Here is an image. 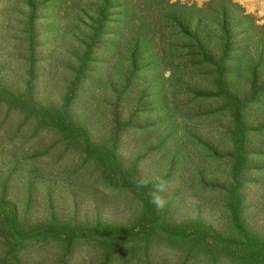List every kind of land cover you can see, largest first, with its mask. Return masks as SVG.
I'll return each instance as SVG.
<instances>
[{
    "label": "rangeland",
    "instance_id": "obj_1",
    "mask_svg": "<svg viewBox=\"0 0 264 264\" xmlns=\"http://www.w3.org/2000/svg\"><path fill=\"white\" fill-rule=\"evenodd\" d=\"M211 1L0 0V264H264V45L197 54Z\"/></svg>",
    "mask_w": 264,
    "mask_h": 264
},
{
    "label": "trees",
    "instance_id": "obj_2",
    "mask_svg": "<svg viewBox=\"0 0 264 264\" xmlns=\"http://www.w3.org/2000/svg\"><path fill=\"white\" fill-rule=\"evenodd\" d=\"M175 6L176 5H171L169 3L164 5V7L162 5L166 12H169V10L173 9ZM235 6V4L226 0H214L202 7L196 4L192 6H182L181 20L183 21V25L185 26L187 17H190L192 18V25L196 26L193 31L192 41L195 45V50L199 51L197 54L201 56L206 55L207 42L208 49L212 47L216 50L215 54H210L214 60L218 57V54L221 56L220 60H231V51L236 50H238L236 56L240 58V54H242L240 50L250 43L264 45V26L255 25V23L252 25L249 24L245 13L240 16V22H237L238 16L235 13V9H233ZM217 10L220 14L216 13ZM157 11L159 10L157 9ZM213 18L221 19L222 24L220 27L216 26L215 23H217V20L214 21ZM186 32L190 33L191 31L186 28ZM253 34H258V37H253ZM222 49L224 52L220 54V50ZM259 60L263 59L259 57ZM259 84L260 81L258 79L254 80L252 83V85H255L257 88Z\"/></svg>",
    "mask_w": 264,
    "mask_h": 264
},
{
    "label": "clouds",
    "instance_id": "obj_3",
    "mask_svg": "<svg viewBox=\"0 0 264 264\" xmlns=\"http://www.w3.org/2000/svg\"><path fill=\"white\" fill-rule=\"evenodd\" d=\"M166 189L167 182L162 178H155V182L153 184V191L150 193V202L154 204L158 209L163 208L166 204L165 198L163 197V195H161L162 193L166 192Z\"/></svg>",
    "mask_w": 264,
    "mask_h": 264
}]
</instances>
